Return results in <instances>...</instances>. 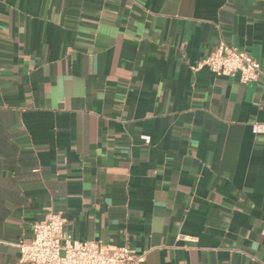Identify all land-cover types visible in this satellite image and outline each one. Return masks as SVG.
<instances>
[{"label":"crops","instance_id":"crops-1","mask_svg":"<svg viewBox=\"0 0 264 264\" xmlns=\"http://www.w3.org/2000/svg\"><path fill=\"white\" fill-rule=\"evenodd\" d=\"M244 51L250 84L198 63ZM264 0H0V264L50 210L139 264H264Z\"/></svg>","mask_w":264,"mask_h":264},{"label":"built area","instance_id":"built-area-1","mask_svg":"<svg viewBox=\"0 0 264 264\" xmlns=\"http://www.w3.org/2000/svg\"><path fill=\"white\" fill-rule=\"evenodd\" d=\"M203 67L217 77L238 76L241 84L254 83L262 75L256 60L223 42L194 69ZM251 131L255 136L264 134V124H253ZM16 247L17 264H139L142 261L128 246H121L110 254L98 243L74 239L65 232L61 215L50 210L33 224L30 242H19Z\"/></svg>","mask_w":264,"mask_h":264}]
</instances>
